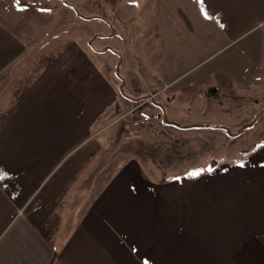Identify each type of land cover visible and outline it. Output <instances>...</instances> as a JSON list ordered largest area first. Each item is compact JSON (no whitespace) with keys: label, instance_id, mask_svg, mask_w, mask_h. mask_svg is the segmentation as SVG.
<instances>
[{"label":"crops","instance_id":"crops-1","mask_svg":"<svg viewBox=\"0 0 264 264\" xmlns=\"http://www.w3.org/2000/svg\"><path fill=\"white\" fill-rule=\"evenodd\" d=\"M115 2L109 34L64 48L17 93L31 35L0 5V264H264L263 138L201 175L166 177L119 163L102 137L103 116L159 76L224 83L262 120L264 0ZM121 54L126 96L105 73Z\"/></svg>","mask_w":264,"mask_h":264},{"label":"rangeland","instance_id":"rangeland-1","mask_svg":"<svg viewBox=\"0 0 264 264\" xmlns=\"http://www.w3.org/2000/svg\"><path fill=\"white\" fill-rule=\"evenodd\" d=\"M115 1L20 0L22 5H28L21 11L14 0H0V5L10 11L12 18L16 15L24 33L31 35L23 70L17 78L13 77L20 84L15 92L64 48H93L99 28L109 34L111 19L116 13ZM241 43L239 40L237 47ZM225 51L193 57L196 60L190 65L192 68L182 77L196 74L221 58ZM109 59L110 55L105 59V73L114 80L111 69L116 71L120 93L126 96L123 86L128 73H122L121 69L127 56L120 55L116 69ZM195 63L198 64L194 66ZM183 64L181 61L182 70ZM171 85L172 82L162 76L144 88L136 84L132 97L120 99L112 108V115L103 116L102 126L106 129L103 143L119 163L136 158L152 176L193 175V172L201 175L218 161L237 160L242 150L264 139L263 134L256 135V128L264 126V117L258 121L242 114V107L246 105L240 104V96L224 83L213 90L203 84L177 89ZM153 94L156 95L150 98Z\"/></svg>","mask_w":264,"mask_h":264},{"label":"snow or ice","instance_id":"snow-or-ice-1","mask_svg":"<svg viewBox=\"0 0 264 264\" xmlns=\"http://www.w3.org/2000/svg\"><path fill=\"white\" fill-rule=\"evenodd\" d=\"M14 2L16 3L17 8L20 9L21 11H23L24 9H26L28 7V5H26V4L22 5L20 3V0H14ZM133 2H134V0H133ZM205 15H207V13H205ZM4 174L6 175L7 173H4ZM192 174L195 175L196 173L193 172Z\"/></svg>","mask_w":264,"mask_h":264},{"label":"built area","instance_id":"built-area-1","mask_svg":"<svg viewBox=\"0 0 264 264\" xmlns=\"http://www.w3.org/2000/svg\"><path fill=\"white\" fill-rule=\"evenodd\" d=\"M156 94L150 95V98L154 97Z\"/></svg>","mask_w":264,"mask_h":264}]
</instances>
